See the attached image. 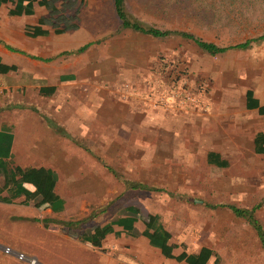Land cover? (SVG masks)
Returning a JSON list of instances; mask_svg holds the SVG:
<instances>
[{
    "label": "rangeland",
    "instance_id": "rangeland-1",
    "mask_svg": "<svg viewBox=\"0 0 264 264\" xmlns=\"http://www.w3.org/2000/svg\"><path fill=\"white\" fill-rule=\"evenodd\" d=\"M125 11L144 25L187 31L216 45L252 39L264 29V0H125ZM127 34L130 48L137 50L130 51L128 64L120 60L123 65L144 67L151 72L147 74L150 79L161 83L162 92L168 87L176 89V96L185 100L182 107L170 110L178 121L171 127L181 133L159 138L158 160L131 161L130 155L119 152L126 137L98 134L65 139L58 135L43 102L26 105L31 92L14 87V76L19 74L0 75V125L17 126L12 135L15 142L21 136V165L51 166L57 171L55 192L65 204L63 212L51 218L31 203L21 204V198L11 204L0 202V264H164L146 243L133 244L136 239L124 233L105 236L97 248L76 238L91 226L124 215L129 203L141 213L157 214L171 241L187 252L208 246L219 254L220 264H264V250L246 221L223 206L212 207L260 204L255 216L264 231V156L251 152L247 137L232 135L237 132L230 122L233 115L220 105L228 98H241L246 86L258 85L264 40L212 56L178 37ZM1 61L7 65L20 62L6 55ZM135 87L142 89L143 85ZM48 140L49 148L44 149L41 144ZM238 141L240 146L235 144ZM208 150L225 158L227 167L206 165ZM12 155L16 157L15 150ZM11 162L17 163L15 159ZM59 221L72 223L68 228L72 235ZM141 223L135 222L137 232ZM137 232L133 238L140 236Z\"/></svg>",
    "mask_w": 264,
    "mask_h": 264
},
{
    "label": "crops",
    "instance_id": "crops-1",
    "mask_svg": "<svg viewBox=\"0 0 264 264\" xmlns=\"http://www.w3.org/2000/svg\"><path fill=\"white\" fill-rule=\"evenodd\" d=\"M36 1L38 0H32L31 14L21 15H9L7 13L8 9L13 8L11 3L0 4V54L20 60L19 64L16 61L9 64L14 66V70L0 73V75L17 72L19 76L17 74H15L16 77L14 76L16 80L14 87H23L28 93L31 92L25 104L35 106L39 100L42 101L43 106L47 107L45 111H47L48 117L56 122V124L51 123L54 132L63 138L73 136L91 138L98 134L113 138L116 136L126 137V140L122 139L120 142L121 151L119 152L121 154L124 152L130 155L131 161L158 160L159 155L157 156L155 153L161 149L159 138L168 134L175 136L176 133H181L177 132L175 127H171L176 126L178 121L174 119L173 112H167L160 108L158 96H155V93L161 92L160 87L162 86L158 85L159 82L153 81L154 78H149L150 75L147 74H151V72L142 66L123 65L120 61L123 58L128 64L127 57L130 51L135 52L137 48L135 46L130 48L129 46L127 33L130 31L119 29L120 22L114 13L111 0H74L72 10L61 9L63 0H44L47 6L40 5ZM48 8H53L55 12H49ZM75 8L76 12L74 13ZM50 16L52 22L57 21L58 28L62 26L61 16L71 18L75 27L65 29L61 33H55L53 32L54 27L43 24L40 25V28L46 31L45 34L32 37L25 33L26 28L36 25L38 19H45ZM11 20L19 24L15 25L10 22ZM85 44L87 47L83 51L76 52ZM2 55H0V63H2ZM3 64L7 65L4 62ZM261 71L257 86H246L242 90L241 98L234 100L228 98L220 103L225 110L230 111L233 115L230 122L237 132L232 133V135L238 136V138L247 137L251 152L258 156H264L262 150L264 149V101L259 99L261 96L264 100V64L261 65ZM141 83L142 89L135 87ZM49 89L53 91L49 93ZM247 91L251 93V98L256 100L255 104L246 99L245 93ZM149 92H153L154 96L150 95ZM37 95L41 99H37ZM170 104L174 105V102L170 101ZM97 125L101 128H98ZM1 127L3 126L0 125ZM106 127L110 131L102 133V131L107 130ZM15 128L17 126L11 127V135L14 134ZM12 139L10 160L15 159L17 161V163L12 162L14 165L21 168H47L55 174L53 192L63 200L62 209L60 211H51L49 208L35 209L46 213L51 218L56 217L65 209L64 199L55 192V184L59 177L57 171L51 166L25 167L21 165V136L17 142ZM149 139H153L152 144L149 143ZM48 143L49 140L46 141V144L42 143L41 146L48 149ZM235 144L241 145L240 141L235 142ZM123 145L124 149L122 148ZM25 147L27 148V145ZM14 150L16 157L12 155ZM209 151L217 153L221 159H224L226 166L216 167L206 163L205 155ZM134 153L136 157L133 156ZM205 155L206 165L220 169L226 168L228 165L227 160L215 150H208ZM124 158L126 157L124 156ZM238 186L240 187V184ZM252 207H255L253 215L256 218L255 212L260 204L255 203L250 208ZM133 225L135 227V223ZM118 228L120 229V227ZM117 231L119 234H123L121 229ZM107 235L109 234L105 236ZM112 236L117 237L113 234ZM129 238L136 239L133 244L146 243L149 248L160 255L164 264H185L184 261L177 262L172 258H165L159 249L150 246L147 239L141 235L136 238L129 236ZM103 239H101L100 245ZM169 243H174L171 241V235ZM87 246L97 248V246ZM134 250L142 253L139 246L134 245ZM181 251L186 253L197 252H187L182 249L180 244H177V247L172 249V254L176 255ZM144 261L151 263L148 259ZM220 263L221 260L218 261V264Z\"/></svg>",
    "mask_w": 264,
    "mask_h": 264
},
{
    "label": "trees",
    "instance_id": "trees-1",
    "mask_svg": "<svg viewBox=\"0 0 264 264\" xmlns=\"http://www.w3.org/2000/svg\"><path fill=\"white\" fill-rule=\"evenodd\" d=\"M111 2L114 13L120 22V30L126 29L132 33L157 39L178 37L192 42L201 52L212 56L221 54L230 49H247L252 43L264 40L263 29L258 36L252 39H246L231 45H216L187 31L162 29L155 26L144 25L132 14L125 11V0H111ZM4 3H11L13 5V8L7 10L9 15L32 13V0H0V4ZM36 3L47 6L44 0H38ZM74 3V0H63L61 9L66 8L72 10ZM49 12L54 13L55 10L50 8ZM75 12L76 8L74 9V13ZM60 19L63 21L62 26L59 28L57 27V21L52 22L51 16L45 19H38L36 25L31 28H26L25 33L32 37L43 35L46 33L44 29L40 28V25L43 24H48L54 27L53 32L55 33H61L65 29L75 27V24L71 22V18L61 16ZM86 47L87 44L78 48L76 52H81ZM14 69V66L0 63V73H6L7 71ZM52 91V89H49V93ZM245 97L247 100L253 101L254 104L256 103V100L251 98V93L248 91L245 93ZM10 131L11 129L9 126H3L0 128V179L2 180L0 185V202L11 204L21 198L19 201L23 205L31 203L32 206L38 210L49 208L51 211H60L62 209L63 200L53 192L55 174L47 168H21L11 162L10 144L12 135ZM262 150L264 151V149ZM205 160L206 163L216 167L226 166V161L221 159L215 152H207ZM129 186L131 188H145L142 184H129ZM221 206L227 207L235 217L245 220L256 234L260 245L264 249V232L260 223L253 215L256 206L250 209L223 204L215 205L213 207ZM124 210V215L109 220L102 225L91 226L87 232L76 234V238L86 245L98 247L100 246L101 239H103L106 234L112 233L114 236L119 234V231L114 230L113 226L120 227L125 235H135L137 230L133 224L139 220L142 222L143 227L141 231L137 232V234L146 238L150 246L159 249L165 258H172L177 262L184 261L185 264H207L208 260L212 258L213 260L211 264H218L219 258L216 253L205 246H201L196 253H186L181 251L176 255L172 254V249L177 247V244L169 243L170 234L162 226L157 214L147 212L141 213L133 203L127 204L124 207ZM59 223L67 229V234L72 235L68 229L72 224L70 221H61ZM43 225L45 227L46 222H43Z\"/></svg>",
    "mask_w": 264,
    "mask_h": 264
},
{
    "label": "built area",
    "instance_id": "built-area-1",
    "mask_svg": "<svg viewBox=\"0 0 264 264\" xmlns=\"http://www.w3.org/2000/svg\"><path fill=\"white\" fill-rule=\"evenodd\" d=\"M178 90H171L169 87L165 89V91H161L158 92V94L155 93V96H158V101L160 106L163 108V110L166 111H170L173 109V107H182V105L184 104V99L183 98H178V96H176ZM150 95H153V92H149ZM149 95V96H150ZM148 96V97H149ZM183 97L188 98V95H184ZM170 101L174 102V105L170 104Z\"/></svg>",
    "mask_w": 264,
    "mask_h": 264
}]
</instances>
